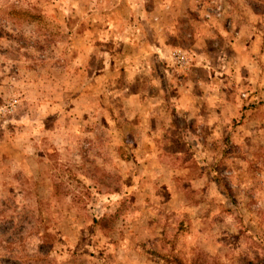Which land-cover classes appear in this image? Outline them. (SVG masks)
Segmentation results:
<instances>
[{
  "label": "rangeland",
  "instance_id": "obj_1",
  "mask_svg": "<svg viewBox=\"0 0 264 264\" xmlns=\"http://www.w3.org/2000/svg\"><path fill=\"white\" fill-rule=\"evenodd\" d=\"M108 1L0 0V264H264V84L224 42H264V0H193L230 35L199 71L226 104L184 110L195 55L136 79Z\"/></svg>",
  "mask_w": 264,
  "mask_h": 264
},
{
  "label": "crops",
  "instance_id": "obj_2",
  "mask_svg": "<svg viewBox=\"0 0 264 264\" xmlns=\"http://www.w3.org/2000/svg\"><path fill=\"white\" fill-rule=\"evenodd\" d=\"M106 3L108 6L105 12L109 17L115 12L119 13L118 19L112 20V24L115 23V26L117 25L116 27L113 25V29L124 30L121 36H124L125 40L134 39L136 43H142L141 47H146L141 58L137 59L136 62L133 61L134 67L132 70L135 71L134 77L136 79L145 71L144 62L148 57L151 58L150 55L154 52V49L156 50L157 47H162V45L172 47L174 43L182 47L186 45L195 55L194 60L196 59V62L193 63V66H198L199 68L197 71L189 69L186 72L188 76L184 80L186 82L177 87L176 92L180 96L179 103L181 104L179 110H184L183 108H185L186 104L189 106L198 99L201 102L214 99L221 106L226 104L225 91L218 90L214 86L211 88L208 84L209 81L199 76V71L202 70L204 72L207 70L211 73V70L214 69L217 72V67L214 64L217 58L212 56V54L217 51L216 46L220 45L221 42L219 43V39L217 40L216 38H219L218 33L228 35V39L230 35L224 31L221 32V29L216 31V29L206 25L199 16L193 18L195 15L193 0H109ZM238 19L241 23V17H238ZM107 22L110 24L109 21ZM110 27H112L111 24ZM136 29L139 31L135 35L133 32L137 31ZM107 35L108 38L112 37L111 33ZM248 35L246 36V31L242 28L232 35L230 41H224L226 46L229 45L226 54L227 57H231L232 67L235 66V68L239 69L245 67V70L253 73L256 83L261 81L264 84V42L259 35L257 37L256 35L255 37L254 35L253 37H248ZM190 37L193 41L197 39L198 42L196 41L193 44L186 43V40L190 41ZM207 39H211V41L207 42ZM136 46L139 47V45ZM149 46L151 48L147 52ZM257 58H259L257 62L261 60L260 67L256 66L257 62L255 63ZM206 60L208 62L212 61L214 65L208 66L207 62H205ZM130 67L132 68V66ZM127 70H129L128 67ZM246 78L253 81L249 75ZM194 85L198 86V93L192 92ZM209 88L211 90H208Z\"/></svg>",
  "mask_w": 264,
  "mask_h": 264
},
{
  "label": "built area",
  "instance_id": "obj_3",
  "mask_svg": "<svg viewBox=\"0 0 264 264\" xmlns=\"http://www.w3.org/2000/svg\"><path fill=\"white\" fill-rule=\"evenodd\" d=\"M208 16L209 15L207 14V17ZM172 58L177 64L179 63L181 65H183V63H185L186 59H187L185 54L182 51H180V50H174L172 52Z\"/></svg>",
  "mask_w": 264,
  "mask_h": 264
}]
</instances>
